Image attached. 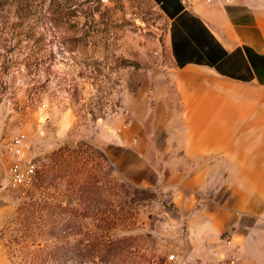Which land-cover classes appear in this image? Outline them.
<instances>
[{"label":"rangeland","instance_id":"rangeland-1","mask_svg":"<svg viewBox=\"0 0 264 264\" xmlns=\"http://www.w3.org/2000/svg\"><path fill=\"white\" fill-rule=\"evenodd\" d=\"M169 20L164 0H0L2 143L27 132L37 170L27 187L7 172L0 264H241L228 230L200 231L197 205L184 209L131 149L95 139L127 92L171 66ZM124 237L128 254L100 262L91 242Z\"/></svg>","mask_w":264,"mask_h":264},{"label":"crops","instance_id":"crops-1","mask_svg":"<svg viewBox=\"0 0 264 264\" xmlns=\"http://www.w3.org/2000/svg\"><path fill=\"white\" fill-rule=\"evenodd\" d=\"M164 4L171 66L127 92L95 139L131 149L184 209L197 205L200 231L228 230L239 263L264 264V0ZM10 164L0 130V193Z\"/></svg>","mask_w":264,"mask_h":264},{"label":"built area","instance_id":"built-area-1","mask_svg":"<svg viewBox=\"0 0 264 264\" xmlns=\"http://www.w3.org/2000/svg\"><path fill=\"white\" fill-rule=\"evenodd\" d=\"M33 146L34 139L24 131L15 133L6 142L4 147L11 158L8 181L12 187H27L35 181L37 170L32 156ZM174 257L175 255L170 256L171 259Z\"/></svg>","mask_w":264,"mask_h":264},{"label":"trees","instance_id":"trees-1","mask_svg":"<svg viewBox=\"0 0 264 264\" xmlns=\"http://www.w3.org/2000/svg\"><path fill=\"white\" fill-rule=\"evenodd\" d=\"M36 179H37V175H36ZM127 241H130L129 237L116 238V239L109 240V241H103L102 239H96L95 241L91 242V245H93V249L96 246L102 245V247H100L99 250L97 251L94 250L97 252L96 255L99 257L100 262H105L109 260L115 261L113 259L122 257L126 253V251L124 250L125 246L122 243L127 242ZM70 249L72 250V246L66 247L67 254L70 251ZM93 249H89V251Z\"/></svg>","mask_w":264,"mask_h":264}]
</instances>
